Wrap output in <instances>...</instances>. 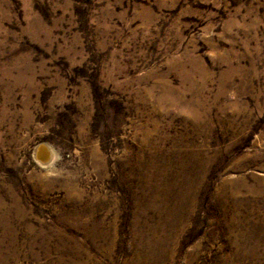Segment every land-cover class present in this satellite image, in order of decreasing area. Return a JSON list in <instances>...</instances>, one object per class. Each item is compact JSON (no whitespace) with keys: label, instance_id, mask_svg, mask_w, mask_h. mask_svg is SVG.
<instances>
[{"label":"rangeland","instance_id":"1","mask_svg":"<svg viewBox=\"0 0 264 264\" xmlns=\"http://www.w3.org/2000/svg\"><path fill=\"white\" fill-rule=\"evenodd\" d=\"M0 264H264V0H0Z\"/></svg>","mask_w":264,"mask_h":264}]
</instances>
